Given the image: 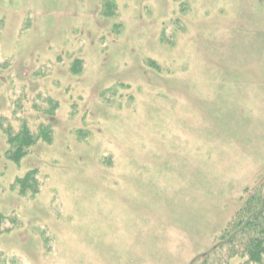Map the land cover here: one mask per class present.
Listing matches in <instances>:
<instances>
[{"label":"rangeland","instance_id":"rangeland-1","mask_svg":"<svg viewBox=\"0 0 264 264\" xmlns=\"http://www.w3.org/2000/svg\"><path fill=\"white\" fill-rule=\"evenodd\" d=\"M263 182L264 0H0V264H216Z\"/></svg>","mask_w":264,"mask_h":264},{"label":"trees","instance_id":"trees-1","mask_svg":"<svg viewBox=\"0 0 264 264\" xmlns=\"http://www.w3.org/2000/svg\"><path fill=\"white\" fill-rule=\"evenodd\" d=\"M47 128H40L36 134H31L23 127L16 135L8 136V144L14 151L8 156L14 161L21 159L27 149L38 139L47 141ZM25 183V181H22ZM240 198L239 209L224 227L217 238L212 262L228 261L239 257L247 263L260 264L264 256V182L258 185L251 194L246 193ZM211 257V258H212ZM216 259V260H215ZM207 260V259H206Z\"/></svg>","mask_w":264,"mask_h":264}]
</instances>
